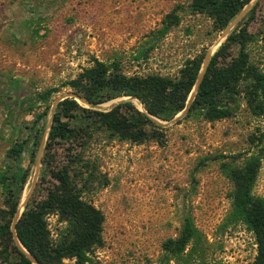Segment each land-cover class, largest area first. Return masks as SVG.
Returning a JSON list of instances; mask_svg holds the SVG:
<instances>
[{"label": "rangeland", "instance_id": "374dc122", "mask_svg": "<svg viewBox=\"0 0 264 264\" xmlns=\"http://www.w3.org/2000/svg\"><path fill=\"white\" fill-rule=\"evenodd\" d=\"M189 2L0 0V171L12 164L5 157L9 146L25 138L35 116L46 112L37 120L35 159L22 160L30 177L21 191L19 210L37 160L38 178L55 103L71 92L66 83L90 67L94 59L105 63L116 60L127 74L175 76L186 59L202 55V63L206 52L209 58L256 2L246 17L243 50L252 68L264 71V0H252L221 38L226 27L219 31L205 14H190L186 8ZM174 6H180L177 25L156 39L164 15ZM144 48H148L146 57L134 59ZM236 50L237 45L231 54L235 55ZM45 89L55 91L48 99H39L37 95ZM239 89L227 102L228 116L207 120L186 115L191 88L181 111L169 120H157L163 128L161 142L122 140L108 135L95 123L86 129L84 145L80 146L81 139L71 145L68 141L56 145L55 163L67 162V148L87 162L74 179L77 186L83 182L81 198L103 216L102 244L84 253V264H158L166 255L162 243L178 235L185 217L190 218L198 237L184 247L181 257H169L166 264H252L256 253L252 232L240 221L228 219L232 190L228 172L231 166H240L249 156L260 154L251 193L264 202V152L260 151L264 142L256 141L264 123L246 103L245 82L239 84ZM19 97L31 98L30 111ZM119 99L100 103V108L94 109L80 105L104 110ZM130 100L138 110L143 109L136 98ZM72 114L64 118L70 126L89 121L86 112ZM34 144L30 146L32 152ZM2 200L0 187V208L4 209ZM15 220L13 217L9 223L12 239ZM46 222L51 242L55 243L64 224L54 215H49ZM12 259L10 249L4 251L0 238V264H9ZM73 261L65 257L60 263Z\"/></svg>", "mask_w": 264, "mask_h": 264}, {"label": "trees", "instance_id": "16d2710c", "mask_svg": "<svg viewBox=\"0 0 264 264\" xmlns=\"http://www.w3.org/2000/svg\"><path fill=\"white\" fill-rule=\"evenodd\" d=\"M249 2L250 0H190L186 8L190 14H205L213 27L222 31ZM255 4L256 2L237 23V28L227 34L222 44L209 57L186 109L187 116L199 115L207 120L228 116L230 110L227 102L240 92L239 84L245 82L246 103L253 115L260 117L264 123V71L253 69L243 50L247 35L246 17ZM179 8L180 6H174L164 15L162 26L156 30V39L177 25L179 16L176 11ZM236 45V54L232 55L231 50ZM147 49H141L134 59L140 56L145 58ZM201 59L202 55L186 59L172 77L158 73L127 74L116 60L105 63L94 59L90 67L69 80L66 85L70 91L83 99L89 108L94 109L95 105L114 98L120 99L111 108L104 110L84 108L72 96L55 103L42 147L38 178L19 212L21 191L30 177L27 168L22 166V160L28 157L30 162L34 161L39 142L37 120L46 112L42 111L35 116L25 138L13 142L6 150L5 157L12 164L0 171L2 203L5 207L0 208V238L4 251L10 249L13 255L9 264H33V261L37 264H61L60 260L65 257L74 258L71 264H84V253L102 244L100 232L103 216L92 203L81 198L83 182L81 186H77L74 179L79 168L87 167V162L82 161L77 154H70L72 148H67V162L55 163L56 145L64 141L71 145L78 139H81L80 146L84 145V136L88 137L86 129L95 123L108 135L122 140L141 143L152 139L161 142L163 128L157 120H169L184 108ZM53 91L55 90L45 89L37 97L46 100ZM19 98L30 111L31 98ZM131 98H136L143 109L138 110ZM76 111L88 113L89 121L85 120L77 127L70 126L65 119L72 117V113ZM256 141L264 142V125ZM33 144L36 148L32 152L30 146ZM260 151L264 152V146ZM259 159L260 154L249 156L242 165L231 166L228 172L232 182L228 219L240 221L252 232L256 244L252 264H264V202L261 197L251 193ZM49 215H54L58 222L64 224L55 243L51 242L47 228L46 218ZM13 217L16 220L12 239L9 223ZM197 237L190 218L185 217L178 235L167 238L162 243L166 255L158 264H166L169 257H181L184 247Z\"/></svg>", "mask_w": 264, "mask_h": 264}, {"label": "water", "instance_id": "95a60500", "mask_svg": "<svg viewBox=\"0 0 264 264\" xmlns=\"http://www.w3.org/2000/svg\"><path fill=\"white\" fill-rule=\"evenodd\" d=\"M251 1H252V0H250V2H251ZM250 2H249L248 4H246V5H245V6H244V7H243V8H242V9H241V10H240V11H239L234 17H233V19L229 22V24L226 26V28H225L224 31L222 32L220 38L223 37V36H225V34L227 33V31L233 26V24L236 23V22H237V21L243 16V14L248 10ZM208 56H209V52H206V54H205V56H204V58H203V61H202V63H201V66H200V68H199V71H198V73H197V76H196L195 82H194V84H193L192 91H191V95H190V98H189V99H190V100H189V103H190V101H191V99H192V96H193L194 91L196 90V88H197V86H198V84H199V82H200V80H201L202 73H203L204 68H205V66H206V64H207V61H208V59H209ZM71 96L74 97L75 100H77V101H79V102H82L83 104H86V105H87V103H86L83 99H81L79 96L75 95V94L72 93V92H68V93L63 94L58 100H60V99H62V98H65V97H71ZM115 103H116V102L109 104V105L107 106V108H111ZM189 103L186 105L185 110L187 109ZM95 107H96V108H100V104L95 105ZM141 109H142V106H141ZM37 165H38V160H37V162H36L35 170H34V172H33L32 178H31V182H30V185H29V189H28V191H27V194L25 195V197L23 198V200H22V202H21V206L26 202V200L29 198V196H30V194H31V192H32V190H33V186H34V183H35V180H36V176H37V171H38ZM19 212H20V210H19ZM19 212H18V213H19ZM17 216H18V214H17ZM15 219H16V217H15ZM12 227H13V224H12ZM33 264H37V263H36L35 261H33Z\"/></svg>", "mask_w": 264, "mask_h": 264}]
</instances>
